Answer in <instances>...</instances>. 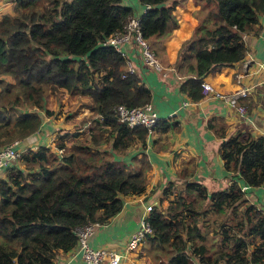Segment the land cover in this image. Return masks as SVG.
I'll list each match as a JSON object with an SVG mask.
<instances>
[{
	"label": "trees",
	"instance_id": "obj_1",
	"mask_svg": "<svg viewBox=\"0 0 264 264\" xmlns=\"http://www.w3.org/2000/svg\"><path fill=\"white\" fill-rule=\"evenodd\" d=\"M200 1L206 12L174 61L183 75L178 89L193 100L202 96L204 75L243 58L242 35L264 12V0ZM138 2L146 6L138 13L143 37L161 39L177 26L175 0ZM132 13L122 0H14L12 13L0 16V75L12 79L0 78L6 99L0 106V146L36 130L41 113H53L44 105L47 86L88 96L89 109L101 118L87 127L83 144L65 148L75 129L56 138L58 155L41 145L6 167L0 177V264H52L57 252L74 246L77 227L105 222L120 209L123 196L144 191L143 158L131 168L109 158V150L90 146L111 134L110 149L120 152L146 134L142 126L119 122L113 108L148 102L149 90L125 70L119 52L102 44ZM218 151L226 171L248 186L264 185V136L244 142L227 138ZM180 186L184 195L178 189L164 209L151 206L148 213L151 233L142 248L146 245L153 264H264V212L253 204L246 203L237 220L219 224V247L209 251L200 242L205 200L214 212L236 209L243 200L235 183L213 192L189 180Z\"/></svg>",
	"mask_w": 264,
	"mask_h": 264
},
{
	"label": "crops",
	"instance_id": "obj_2",
	"mask_svg": "<svg viewBox=\"0 0 264 264\" xmlns=\"http://www.w3.org/2000/svg\"><path fill=\"white\" fill-rule=\"evenodd\" d=\"M181 3L177 2L174 6L177 26L170 34L157 40L148 39L157 50L161 71H155L142 62L136 44L128 42L122 45L134 72L149 90V102L158 117L153 131L145 134L143 142L133 140L120 152L110 149L111 134L95 146L89 143L91 147L109 150V158L131 168L137 167L141 164L140 159H144V191L123 196L120 209L96 226L87 239L92 248L117 251L120 254L117 264H142V256H138L135 249L125 250V242L138 227L140 218L147 215L145 206L159 208L169 199L170 192L162 194L167 185L176 188L182 180H189L201 184L207 192H213L235 183L242 192L240 199L243 201L234 209L233 219L239 217L246 203L264 212V185L248 186L236 173L226 171L218 151L220 143L227 138L244 142L264 136V12L258 16L253 30L242 35L245 45L243 58L202 77L214 90L230 95V98L234 96L236 103L245 108L240 114L225 99L208 93L193 100L178 89L183 75L176 72L174 61L180 44L190 37L200 9L194 0ZM13 5L14 0H0V16L10 15ZM141 7L144 8L143 5ZM179 9L184 13L180 17L177 14ZM246 60L248 64L245 65ZM236 75L239 82L235 81ZM240 87L245 88V94L232 95ZM52 111L50 115L41 113L38 128L18 138L14 148L23 152L43 145L58 155L54 144L58 135L62 134L63 123L60 117L53 116L56 113L54 108ZM74 138L68 137L64 140L65 144ZM15 161H9L0 168V177L5 176L7 166L17 165ZM52 264L84 262L78 252L68 250L57 252Z\"/></svg>",
	"mask_w": 264,
	"mask_h": 264
},
{
	"label": "built area",
	"instance_id": "obj_3",
	"mask_svg": "<svg viewBox=\"0 0 264 264\" xmlns=\"http://www.w3.org/2000/svg\"><path fill=\"white\" fill-rule=\"evenodd\" d=\"M145 8L146 6H144L142 10ZM128 42L136 44L141 60L146 66L155 71H161L162 66L156 50L151 42L147 38L143 37L140 32L137 14L134 17L131 15L124 23L121 30L107 35L102 41V44L112 46L125 58V70L128 72H134L135 70L133 65L126 58L125 51L122 49V45ZM243 64H248V60H246ZM235 81L239 82L238 75H236ZM200 88L202 95L210 93L213 97L225 99L237 113H244V106L237 104L233 99L234 96H232L233 98H230V95L214 90L208 82L203 81L202 79L200 81ZM245 92V88L240 87L236 89L232 95H243ZM113 112L119 122L125 123L128 127L136 125L142 126L145 128L146 133L152 132L154 126L158 122V117L149 101L134 106L117 104L114 106ZM93 119L95 122L100 121L101 118L98 114H95ZM89 123L90 122L86 121L85 125H88ZM16 142L17 140H13L0 146V168H3V166L9 161L16 160L17 156L21 153L19 150L14 148ZM145 210L147 215L140 218L138 227L128 235L125 242V250H134L143 238L147 234L151 233V226L147 220L148 213L151 210V205L145 206ZM99 224V222H88L83 226L77 227L75 229L76 241L70 250L78 252L84 264H117L120 259V254L117 251L104 247L92 248L87 242L89 235Z\"/></svg>",
	"mask_w": 264,
	"mask_h": 264
},
{
	"label": "rangeland",
	"instance_id": "obj_4",
	"mask_svg": "<svg viewBox=\"0 0 264 264\" xmlns=\"http://www.w3.org/2000/svg\"><path fill=\"white\" fill-rule=\"evenodd\" d=\"M124 3H129L128 5L132 7L133 13L132 16L134 17L137 13H139L142 9L141 5L139 4L138 0H122ZM171 1V0H170ZM177 2H182L183 4L184 0H175ZM197 2L200 6V9L197 11L196 15L198 18L202 17L205 12L206 8L202 6V2L200 0H194ZM175 3V4H176ZM185 3V2H184ZM187 4V3H185ZM176 8V7H175ZM179 17L183 15V10L179 9L177 12ZM152 44V43H151ZM153 45V44H152ZM154 47V46H153ZM155 49V48H154ZM156 50V49H155ZM157 52V50H156ZM158 54V53H157ZM159 56V55H158ZM0 78H2L4 81H7L6 79L12 80L7 75H0ZM0 90H2V87L0 86ZM46 92V98L44 100V105L46 107H50L51 110L55 109V114L53 116L60 117L61 122L63 123L62 134L65 132H74V130L80 128L81 130H77L78 133L75 136L76 138L70 139V143L74 144H83L86 141V135H87V128L93 124V117L95 114L91 112V110L88 107V104L90 103V99L88 96L84 94H72L68 93L65 90L59 89L57 87H50L47 86L45 88ZM10 94V92L8 93ZM6 99L3 96V92L0 94V106L5 105ZM17 109H22V106L17 107ZM53 112V111H52ZM58 115V116H57ZM86 121L90 122L88 125L86 124ZM85 127V128H84ZM69 143V144H70ZM65 144V148H72L71 146ZM114 157V156H112ZM16 162V161H15ZM15 165V164H14ZM180 189V190H178ZM179 191L180 195H184V192L181 190V186L177 187L176 189L169 188L168 192H170V197H174L175 191ZM168 199V200H169ZM168 200L165 201L163 206H160V209H164V207L167 205ZM202 215L199 217V228L201 229V232L203 234V239L200 241L203 243L208 250H214L217 247L220 246V237L217 233L218 226L221 222L227 221V220H233V212L234 210H229V208L224 209L223 212H214L213 209H210V206L208 205L207 200H205V204L203 205ZM232 213H231V212ZM238 218H236L237 220ZM143 240L140 242V244L137 245V248H134L137 251L138 256H142V264H153L154 261H152L151 255L146 254L145 248L146 245L142 248ZM155 263V262H154Z\"/></svg>",
	"mask_w": 264,
	"mask_h": 264
}]
</instances>
